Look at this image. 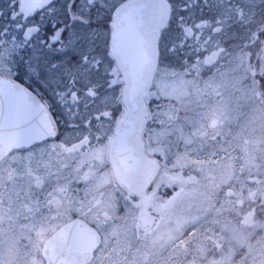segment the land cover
Listing matches in <instances>:
<instances>
[{"label": "flooded vegetation", "instance_id": "flooded-vegetation-1", "mask_svg": "<svg viewBox=\"0 0 264 264\" xmlns=\"http://www.w3.org/2000/svg\"><path fill=\"white\" fill-rule=\"evenodd\" d=\"M244 26L245 51H229L231 58L229 64L234 74L232 84L227 88L228 96L220 97L219 86H209L208 83V87L203 88L201 97L197 101H191L192 110H187L185 113L195 114L198 110L205 115L210 113L212 118H227L229 222L232 226L242 222L245 228L248 227V233H250L249 228L258 224V231L262 236L264 235V131L252 139L255 147L253 150L251 144L247 143V136H251L247 124L250 122L252 110L250 22L244 23ZM238 58L242 63L237 64ZM121 60L119 59L120 65L116 60L114 75L110 73L104 77L106 80L113 77L121 88L122 113L108 135H104L97 127L78 128L72 130L74 132L77 130L78 133H70L71 129L61 125L62 118L57 107H54L55 135L28 146L14 148L0 161V182L2 174L4 183V187L0 186V195H3L0 213L9 222L11 228L20 226L21 239L30 236L32 241H38L34 258H37L41 264H46L43 250L48 245L49 239H53L49 246L55 250L60 247L73 248L72 253L77 255L66 259L67 261L78 262L82 259L83 253L89 251L90 255L85 264H103L105 254L110 253L104 249L107 233L126 225V216H132L135 227L138 226L137 231H143L142 227L145 223L148 225L147 234L154 229L151 236L171 217L179 220L182 230L172 238L166 249L157 254V258L159 259L160 256L164 264H187L189 260L196 264H216L219 260L220 264L223 243L215 236H218L219 232L217 223L221 211L218 206L223 199L219 195L226 198V194L199 191L198 177L192 172H187L186 165L178 175L172 174L170 165L176 155L173 153H178L173 150L174 144L176 143L179 149H184L186 152H189L191 146L181 143L182 139L178 144L176 139L172 138L171 129H166L163 137L159 139L160 143L157 141L155 145L156 148H162L163 154L159 150L156 154L146 151L144 132L148 124L147 118L150 115L152 119L158 120L166 121L171 118V113L167 114L164 111L165 114H162L159 111H152L145 102V95L151 87L156 69L150 85L145 88L142 96L145 105L142 116L144 121L130 147L120 157L117 165L119 168L115 173L109 149L116 133L117 122L128 112L131 122L138 121L137 111L123 100V91L133 80L134 77L131 76L138 68L137 60L129 51L121 56ZM206 62L205 60L203 64L207 65ZM219 65H211L214 73L222 68ZM105 71L106 68L101 69L102 73ZM84 75L86 77L81 79V73L77 74V83L64 85L75 89L72 95L66 98L90 105L97 99V82L88 73ZM240 75L243 79L239 78ZM89 83L91 87L85 91V85ZM210 93L213 96H210ZM238 93L243 94L245 99L242 114L237 103ZM228 97L230 98L227 101ZM257 103L259 107L261 105L264 115V102L258 100ZM164 127L167 128V122L164 123ZM155 129L153 130L161 131ZM236 133H240V136H236ZM224 141L225 138L217 143L224 144ZM37 148L43 153L35 150ZM98 151L101 152V156ZM239 156L240 158L243 156V159L240 162L242 171L238 170V174L236 158ZM82 161H84L83 165H81ZM237 195L238 198L244 199L242 218L236 210ZM204 211L206 215L202 218ZM187 215L193 219V224L185 223ZM42 216H53L57 220L43 222ZM73 220L82 221L94 233L83 231L81 227H70L64 232H59L66 223ZM150 226L153 227L151 230ZM121 236L124 237V234ZM132 237L131 241H123L125 246L139 247L141 241L134 235ZM251 243L249 236L246 244L240 248H251ZM200 246L205 249V256L198 258L192 256L194 252L198 253ZM235 248L236 245H233L231 249V253L235 255L234 259L235 257L242 259L244 255H236ZM153 252L156 253L154 250ZM51 253L55 254L52 251ZM195 258L197 261H193ZM54 261L59 262L61 259Z\"/></svg>", "mask_w": 264, "mask_h": 264}, {"label": "rangeland", "instance_id": "rangeland-1", "mask_svg": "<svg viewBox=\"0 0 264 264\" xmlns=\"http://www.w3.org/2000/svg\"><path fill=\"white\" fill-rule=\"evenodd\" d=\"M166 1L170 6L169 17L173 15H183L184 17L182 27L184 28V35L186 37V45L183 53L185 58L182 61L174 62L172 66L166 69L156 68V74L154 75L151 87L145 95V102L152 111H159L162 114L171 113V118L166 121L163 119H152L151 115L147 118L148 124L144 132L146 151H152L156 154L157 150H159L163 154L162 148H156L155 145L163 137L166 129L172 130V138L176 139L178 144L180 139H182L181 143L190 145L189 152H186L184 149H179L176 143L174 144L173 150L178 151V153H173L176 155L170 168H172L173 175H178L184 169V165H186L187 172H192L194 176L198 177L199 191L210 193L224 192L226 194V198L219 195L223 199H221L218 206L221 212H219V223H217L218 236H215V238L223 243V253L220 252V264H264V235L261 236V232L258 231V224L249 228L250 233H248V227L245 228V224L242 222H239V225L232 226L229 222V215H227L229 197L227 196V118H212L210 113L205 115L198 110L195 114L185 113L187 110H192L193 104L191 101H197L201 97V92L204 90L203 88L208 87V83L209 86H219L220 97L221 95L225 98L228 96L227 88L232 84L234 74L229 64L231 62L229 51H245L243 41L245 33L243 36H238V34L234 33L236 31H233L235 26L232 25V22L236 20L243 24L247 22L252 24L253 21H257L259 18V9L264 4V0H213L215 4L217 3V10L221 17L207 16L206 18L201 16L197 17V15L202 14L208 4V0H186L187 4L185 5L178 2V0H171L172 2H169V0ZM214 2H210L211 5ZM182 6L184 8L183 12L181 11ZM253 39H255L254 36ZM255 45L259 47L258 39L252 43V51H255L253 50ZM258 51H263V57L259 62L258 69L261 79L264 80V39L260 42V49ZM213 54L215 55L213 56ZM205 60L207 61V65H204L205 63L203 64ZM237 60V64L242 63L240 58ZM213 64H220L219 66L222 68L214 73L211 66ZM111 73L114 75V71ZM85 77L84 73H81V79ZM239 78L243 79L241 75ZM108 80H110V83L105 90L106 98L103 103L96 99L95 103L90 105L83 104L71 98L68 100L66 98L67 96H64L61 99L60 106L57 107L59 116L62 118L61 125L68 127L71 131L78 128L87 129L89 127H97L102 130L104 135H108L122 113L121 88L116 84V80L113 77L108 78ZM208 89L210 90L211 88L209 87ZM257 94L256 89L252 85V110L250 122L247 124L251 136H247V143L249 142L251 144L253 150L255 147L252 139L264 131L263 109L254 100L257 99ZM210 96H213V94L210 93ZM229 98H227V101ZM63 100H67L68 103L64 104ZM237 103L241 108L240 114H242L245 104L243 94H237ZM175 110L177 113L174 114ZM166 122L167 128L164 127V123L166 124ZM153 129H160L161 131H154ZM71 131L70 133H78L77 130L75 132ZM236 136L239 137L240 133H236ZM224 138V144L217 143ZM35 150L43 153L39 148ZM98 154L101 156L100 151H98ZM236 159L237 172L240 169L242 171L240 162L243 156L241 158L239 156ZM186 161L187 163H185ZM83 164L84 161L81 162V165ZM1 176L3 177L2 174ZM2 177L0 186L4 187ZM3 187L2 189H4ZM237 191L241 192L240 190ZM239 198L237 195L236 210L237 214L242 218V204L244 203V199L243 197ZM2 202L3 195H0V205ZM205 215L206 211L202 214V218ZM125 219L126 225L123 223L122 225L124 226L118 230L114 229L107 233L108 238L107 240L105 238L104 249L110 253L105 254L103 264H164L160 260V256L159 259L157 258V254L166 249L172 238L182 230L180 228L182 225L179 220L171 217L151 236L154 230H151L153 228L152 226H150V233L147 234L146 227L148 225L146 223L143 224V231H137L136 227L138 226L135 227L132 216H126ZM42 220L43 222H56L57 219L53 216H42ZM193 222V219L187 215L185 223L191 225ZM117 223L115 224L117 225ZM121 234H124V237ZM137 234H139V237H137ZM132 235L141 241L139 247H126L123 243L126 240L131 241L133 238ZM0 236L3 237L6 243L11 238H17V247L21 250L26 247L32 248V264H41L37 258H34L38 248H33L27 238L21 239L22 231L20 226H12L11 228L9 222L6 221L1 213ZM249 236L252 240L251 248H240L244 246L243 244H246ZM233 245H236V255H244L242 259L237 257L234 259L235 255L231 253ZM197 251L198 253L194 252L192 256H197L196 258L205 256V249L203 247L200 246ZM20 258L19 256L9 257V259L13 260ZM196 258L193 261H197ZM187 264H196V262L189 260ZM216 264H219V260Z\"/></svg>", "mask_w": 264, "mask_h": 264}, {"label": "snow or ice", "instance_id": "snow-or-ice-1", "mask_svg": "<svg viewBox=\"0 0 264 264\" xmlns=\"http://www.w3.org/2000/svg\"><path fill=\"white\" fill-rule=\"evenodd\" d=\"M160 3L0 0V126L12 122L35 134L54 126V107L75 91L64 85L77 83L76 75L80 73H88L97 82L96 98L103 103L104 90L110 83L104 77L114 71L116 60L126 54L131 39L143 43L139 25L146 23L149 30L158 33V67L163 70L182 61L186 45L184 17L170 16L162 26L157 14ZM102 68H106L103 73ZM90 87L91 83L86 84L85 91ZM27 239L33 248L37 246L38 241L30 236ZM31 255L32 248L17 247V238L6 243L0 236V264H32ZM11 256L21 258L9 259Z\"/></svg>", "mask_w": 264, "mask_h": 264}, {"label": "water", "instance_id": "water-1", "mask_svg": "<svg viewBox=\"0 0 264 264\" xmlns=\"http://www.w3.org/2000/svg\"><path fill=\"white\" fill-rule=\"evenodd\" d=\"M39 2L43 3L44 0H39ZM157 14L160 18L161 25L163 26L167 22L170 14V7L166 0H161L159 8L157 9ZM138 30L144 33L143 43H138L136 39L133 38L129 41L127 46V51L134 54L138 68L131 76V78L134 77L133 80L131 83L127 84V88L123 91V100L132 107L133 110L137 111L138 121L135 123L131 122L128 112L117 122L116 133L109 149V155L115 173H117L119 168L117 165L119 164L120 157L123 156L126 150L130 147L138 129H140L144 121L142 116L145 110V105L142 96L145 88L150 85L156 68L155 42L158 33H153L149 30L146 23L139 25ZM119 59L121 60V57L117 59L120 65ZM54 134V126L45 129L41 134H35L25 131L22 125L6 122L3 126H0V161L12 149L46 140L53 137ZM70 227H81V230L83 231L94 233V231L88 228V226L80 220H73L66 223L59 232H64ZM52 241L53 239H49L48 245H46L43 250L46 264H85L90 255L89 251H85L80 261H67L66 259H71L72 256L77 255L72 253L73 248L60 247L55 250L53 247L49 246L52 244ZM51 251L55 254H52ZM56 259H61V261H54Z\"/></svg>", "mask_w": 264, "mask_h": 264}, {"label": "trees", "instance_id": "trees-1", "mask_svg": "<svg viewBox=\"0 0 264 264\" xmlns=\"http://www.w3.org/2000/svg\"><path fill=\"white\" fill-rule=\"evenodd\" d=\"M172 2V1H171ZM181 4L185 5L187 4L186 0H178ZM210 2H214L213 0H208V4L206 5L205 9L203 10L201 15H197V17H204L206 18L207 16L209 17H214L218 16L221 17L219 14V11L217 10V3L215 2L211 5ZM258 20L253 21L252 24L250 23V30H251V45L250 49L252 51V43L259 40V47L255 45V48L251 53V58H252V85L257 91V101L260 100L264 102V80L261 79L260 77V72H259V62L261 58L263 57V51H258L260 49V42L263 41L264 39V4L260 7L259 13H258ZM232 25L235 26V29L233 31H236L234 33L238 34V36H243L245 33V26L242 22L240 21H234L232 22ZM254 38L256 39H253ZM253 39V40H252ZM244 41V39H243ZM158 67V65H157ZM256 100V99H254Z\"/></svg>", "mask_w": 264, "mask_h": 264}]
</instances>
